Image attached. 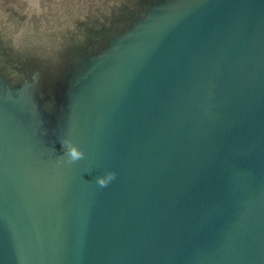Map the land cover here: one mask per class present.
Segmentation results:
<instances>
[{"label": "water", "instance_id": "1", "mask_svg": "<svg viewBox=\"0 0 264 264\" xmlns=\"http://www.w3.org/2000/svg\"><path fill=\"white\" fill-rule=\"evenodd\" d=\"M0 264H264V0H0Z\"/></svg>", "mask_w": 264, "mask_h": 264}, {"label": "clouds", "instance_id": "2", "mask_svg": "<svg viewBox=\"0 0 264 264\" xmlns=\"http://www.w3.org/2000/svg\"><path fill=\"white\" fill-rule=\"evenodd\" d=\"M70 159H69V163L71 162H75L81 158H83L85 156L84 153L78 151L76 148H71L70 153H69ZM109 179H111V176L109 177ZM100 184L103 186L106 184L105 180H101Z\"/></svg>", "mask_w": 264, "mask_h": 264}]
</instances>
